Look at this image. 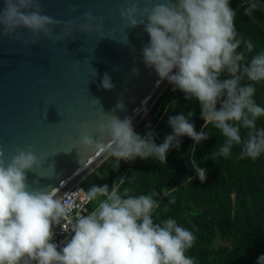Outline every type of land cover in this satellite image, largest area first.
I'll list each match as a JSON object with an SVG mask.
<instances>
[{
    "label": "clouds",
    "instance_id": "1",
    "mask_svg": "<svg viewBox=\"0 0 264 264\" xmlns=\"http://www.w3.org/2000/svg\"><path fill=\"white\" fill-rule=\"evenodd\" d=\"M230 1L168 0L145 8L146 20L138 18L141 16L138 4L121 10V16L131 27L143 25L150 36V42L142 49L145 65L154 69L161 81L167 80L174 90L185 93L186 99L195 98L199 102L204 120L202 131L197 132L190 122L192 112L186 117V109H179L180 115L168 114L171 133L157 144L154 131L142 135L135 131L131 118L121 120L108 114L109 118L98 129L108 142L95 140L87 129L82 130L81 142L93 151L114 157L117 169L121 160L137 157L167 163L169 150L180 146L181 137L187 136L194 145L200 144L209 138L205 128L211 124L225 138L222 145L218 143L215 147L218 151L211 152L213 161L218 157L229 158L234 146L241 147L240 159L256 160L264 154V127L257 128V120L264 117V107L254 99L255 84L264 82V51L248 58L254 45L239 36L234 23L236 12ZM260 7L257 0H248L244 14L252 16ZM43 11L40 0H3L0 35H15L26 46L37 43L41 33L60 42L56 27L63 24L70 28L72 21L57 20L42 14ZM84 18L90 23L79 25L81 30L88 32L95 26L97 31H103V23L95 24L97 17L91 11L85 12ZM21 28L28 29L34 38L25 39L18 31ZM242 43L244 49L239 50ZM101 85L107 90L114 87L107 73ZM116 107L123 108V104ZM241 128L247 130L246 137L242 138ZM190 152L195 153L194 146ZM203 159L208 160V156ZM41 165L31 147L19 150L11 163L6 162L0 149V264H195L186 255L196 241L194 232L171 217L159 222L153 219L154 210L161 207V193L169 198L168 204H174L172 192L177 188L171 187L170 191L163 187L160 192L134 195L128 188L121 190L125 177L111 188L105 184L88 189L84 180L79 182L77 185L92 200L90 213L77 216L71 238L57 245L53 242V224L67 216L69 206L61 200L65 193L56 198L54 190H29L26 173ZM191 167L195 170L191 180L196 176L201 182L207 179V170L195 158ZM98 198L91 210L93 200ZM207 254L210 259L211 253ZM257 264H264V255Z\"/></svg>",
    "mask_w": 264,
    "mask_h": 264
},
{
    "label": "water",
    "instance_id": "2",
    "mask_svg": "<svg viewBox=\"0 0 264 264\" xmlns=\"http://www.w3.org/2000/svg\"><path fill=\"white\" fill-rule=\"evenodd\" d=\"M40 2L42 14L72 21V26L56 27L60 42L41 33L37 43L26 46L15 35H0V149L11 163L19 150L33 148L42 165L26 173L29 190H54L60 198L109 157L86 147L82 130L107 143L98 129L108 114L131 118L135 127L169 84L143 61L142 49L150 42L144 26L131 27L121 16L122 9L138 4V18L146 20L145 8L168 0ZM89 11L97 17L95 24L103 23V31L79 28L90 23L84 18ZM18 31L34 38L28 29ZM105 73L111 90L101 85ZM119 103L123 108L116 107Z\"/></svg>",
    "mask_w": 264,
    "mask_h": 264
},
{
    "label": "trees",
    "instance_id": "3",
    "mask_svg": "<svg viewBox=\"0 0 264 264\" xmlns=\"http://www.w3.org/2000/svg\"><path fill=\"white\" fill-rule=\"evenodd\" d=\"M235 12L234 23L239 36L249 38L254 45L252 53L248 54V58L250 59L252 55L264 51L262 47L264 45V7L261 6L258 10H255L252 16H246L244 10H237ZM246 82L248 83L249 81ZM170 100H176L175 102L180 105L176 115L182 114L179 109L183 108L186 109L184 111L186 117L189 112L195 115L199 108L198 101L186 99L185 93L180 90L178 93H173ZM168 119L169 115H165L161 119L159 129L157 130L162 135V140L157 139L159 134L156 133L155 143L157 144L163 143L165 136L171 133ZM190 122L194 124L196 131L199 132L204 120L191 117ZM205 132L210 134L209 138L196 145H194V141L191 138L187 136L181 137L180 146L178 148L172 147L169 150L167 163H162L155 158L143 160L137 157L130 161L123 160L125 164L122 167L125 170L122 169L118 173L120 175L119 178L125 177V184L121 186V190L128 188L131 194L140 195L149 194L152 191L160 192L163 187H168L170 191L171 187L179 185L180 187H184L185 192L183 193H179L177 190L172 192V195L175 197L174 204H168L169 198L164 197L161 193V207L155 209L153 212L154 222H159L169 217L176 219L178 222V218L182 217L178 209L183 207L184 203H188L182 197H190L193 185L194 195L196 196L197 194L199 199L206 200L207 198H211L217 201L219 198L225 196L231 201V195L237 192L236 184L240 182L243 186V191L236 196L237 224L234 230L236 235L241 233L238 220H244L247 213H255L254 217H246L249 220L251 231V233L248 232L244 236L243 241L246 242L256 235V230L260 226L263 227L264 231V168H258V161L264 160V155H261L256 160H252L251 158L240 159L241 148L234 146L229 158L218 157L213 161L211 152L218 151V148L215 147L218 143L222 145L225 138L217 130H212L211 124H209L208 128H205ZM193 146L195 147L194 154L190 152V148ZM205 156H208V160L203 159ZM193 158L196 159L200 167L207 170V179L204 182H201L199 178L196 181H193L194 179L191 180L190 176L195 171L191 167V160ZM256 189L259 190L258 195L255 193ZM260 196L261 199H259ZM193 224L197 226L199 231L198 234H195L196 238L198 237L200 240L204 239L205 225L201 221H194ZM207 253H203L202 256L208 258L209 255ZM223 253L221 252V254ZM240 262L242 263V261Z\"/></svg>",
    "mask_w": 264,
    "mask_h": 264
},
{
    "label": "rangeland",
    "instance_id": "4",
    "mask_svg": "<svg viewBox=\"0 0 264 264\" xmlns=\"http://www.w3.org/2000/svg\"><path fill=\"white\" fill-rule=\"evenodd\" d=\"M257 2L260 6L264 7V0H257ZM247 3L248 0H231L229 4L234 11H237L244 10L247 7ZM241 38L243 40H249V38H245L244 36H241ZM243 47L244 44L242 43L241 49L239 50H243ZM262 47L264 48V45ZM244 82L247 83L246 81ZM255 87L256 93L254 99L258 105L264 107V82L255 84ZM178 91L179 89L174 90V85L169 83L160 94L157 101H155L149 109L148 113L136 124L134 127L135 131L142 135L153 131L159 134L157 129H159V121H161L162 117L168 114L171 116L177 114V109L180 105L175 102L176 100L171 101L170 98L173 93H178ZM189 100L197 101L195 98ZM165 102H167V104H165ZM197 104L199 108L192 117L194 119H202L201 106L199 102H197ZM217 107L219 108V105ZM260 127H264V117L257 120V128ZM212 130H217L220 133V130L216 129L213 125ZM200 131H202V128ZM246 134L247 130L241 128L242 138L246 137ZM157 139L162 140V135L159 134ZM236 147L241 148L240 146ZM263 155L264 154H262V156ZM124 164L123 160H121L119 162V168L117 169L115 166L116 159L109 156L84 179L83 185L89 189L93 185L103 186L107 184L111 188L113 183L119 179L120 175H118V173L124 169L122 167ZM258 168H264V160L258 161ZM194 176L195 171L190 177L193 178ZM196 179H198V176H196L193 181H196ZM236 186L237 192L231 195V201L225 196L219 198L217 201L211 198H207L206 200L199 199L197 194L196 196L194 195V185L191 188L190 197H182L184 200H187L188 203H184L183 207L178 209L182 217L178 218L177 223L192 230L194 235L199 233L197 226L195 229L192 228L194 221H201V223L205 225V238L200 240L197 237L193 247L186 253V255L194 259L195 264H257L258 258L264 255L263 227L260 226L258 230H256V235L250 240L246 242L243 241L244 236H246L248 232L251 233L249 220H247L246 217H254L255 213H247L244 220H238L241 233L237 235L234 233L237 224L235 209L236 196L243 191V186L240 182H238ZM176 188L179 193L185 192V188L180 187V185ZM258 191V189L255 191L257 195L259 194ZM261 196L259 199H261ZM99 199L100 198L93 200L91 210L95 208ZM255 251H257V253H255ZM205 252L211 253L210 259L202 256ZM221 252L224 253L221 254ZM256 254H258V256H256ZM240 261H242V263Z\"/></svg>",
    "mask_w": 264,
    "mask_h": 264
},
{
    "label": "built area",
    "instance_id": "5",
    "mask_svg": "<svg viewBox=\"0 0 264 264\" xmlns=\"http://www.w3.org/2000/svg\"><path fill=\"white\" fill-rule=\"evenodd\" d=\"M61 200L67 202L69 210L65 218H62L58 224H53V242L57 243V245H62L67 239L71 238L72 227L76 217L89 214V205L92 201L89 200L88 192L81 185L69 189Z\"/></svg>",
    "mask_w": 264,
    "mask_h": 264
}]
</instances>
